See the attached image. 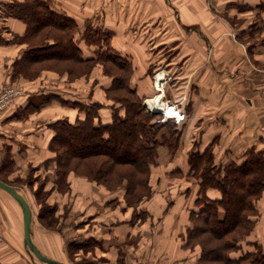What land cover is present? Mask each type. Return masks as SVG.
I'll return each mask as SVG.
<instances>
[{
  "label": "crops",
  "instance_id": "0c3cea01",
  "mask_svg": "<svg viewBox=\"0 0 264 264\" xmlns=\"http://www.w3.org/2000/svg\"><path fill=\"white\" fill-rule=\"evenodd\" d=\"M9 1L0 0V89L15 77L29 89L0 114V165L27 167L50 156L55 134L49 123L60 116L73 122L78 118L79 109L66 102L83 101L72 98L68 86L40 87L17 78L16 64L24 54L18 37L27 25L2 11L1 3ZM48 1L80 29L93 23L112 33L113 49L132 60L131 85L142 97L154 93L152 71L160 67L171 72L174 77L164 90L171 102L187 105L181 129L185 141L191 143L198 135L209 142L219 135L224 149L264 150V0ZM82 48L89 56L94 51L87 54ZM104 109L101 119L108 123L113 111ZM261 203L258 207L264 210ZM35 225L32 219L33 242L43 254L63 261L61 236ZM0 264H50L27 246L22 207L1 187Z\"/></svg>",
  "mask_w": 264,
  "mask_h": 264
},
{
  "label": "rangeland",
  "instance_id": "374dc122",
  "mask_svg": "<svg viewBox=\"0 0 264 264\" xmlns=\"http://www.w3.org/2000/svg\"><path fill=\"white\" fill-rule=\"evenodd\" d=\"M1 9L9 16L5 2L1 3ZM23 22L27 25V33L29 24L25 20ZM88 24L94 28H101L93 23H87L82 29L78 25L76 35L81 37L79 44L81 47H86L87 54H90L96 45L87 43L81 36ZM43 35L44 33L31 38L34 42L33 46L25 37L24 41L18 38V41L24 43V54L28 50H38L37 45L45 40L42 39ZM107 65L111 66V63H89L86 70L81 73L82 66L72 61L66 63L27 60L23 72H17V78L22 76L25 83H37L40 87L48 86L47 84L55 89L63 85L68 86L72 98H78L85 103H101V113L103 108L105 112L109 111V107L113 111L114 101L116 106L121 104L117 96H114L116 100L112 101L105 88L110 82L111 85L114 82V77L106 73ZM162 71L159 67L151 72L150 77L154 86L152 95L142 97L138 91L143 106L153 115V122L156 123H158L157 116L164 111L154 113L153 108L150 109L145 105L146 100L160 94L162 106L166 102L174 103L167 98L165 90L161 93L155 89V76ZM167 74L171 81L174 76L171 72ZM15 79L6 84L13 85L21 89L22 94H26L29 88ZM44 90L47 91V88ZM49 91L51 90L47 92ZM35 92L33 94H36ZM19 96L0 114L13 107ZM105 97L107 101L104 103ZM183 100H187V97ZM181 101L177 103L185 116L187 105ZM61 119L68 118L60 116L49 123V127L54 130L53 123ZM186 119L187 116L176 122L175 119L170 118L164 123H158L162 124L158 134L162 144L157 149L156 163L151 164L146 174L140 170L144 177L134 179L136 185L129 193L127 189L131 186V182L122 179L118 183V179H121V171L117 170L113 174L106 175L110 178V185L100 183L87 175L95 171L92 167L76 169L59 166L65 157L58 158L56 152L51 150L50 144V156L38 164L32 163L30 166L20 167L2 163L0 178L10 182L26 197L31 205L32 219L36 227L41 223L47 230L61 236L66 246V256L63 257L66 264H203L201 258L204 251L201 242L207 240L208 233L201 231L194 235L196 240L189 239L190 229L195 222L194 213L200 211L203 206L200 200L203 194L202 169L197 173L191 168L190 154L193 151L205 152L208 147L212 149L213 161L216 168L221 170L220 173L217 169L214 172L217 178L222 179L226 172L225 166L231 163L241 164L252 148L242 152L224 149L222 136L219 135L211 137L209 142L204 141L201 136L194 135L192 142L189 143L185 141L187 137H181L182 125ZM17 130L18 128L15 131ZM122 171L124 174L130 173V169ZM97 174L101 175L100 172ZM235 176L233 178L237 181L241 173ZM250 176L254 175H248V178ZM208 195L210 198H220L221 191L217 187L210 186ZM261 202L264 204V191L258 193L255 200L257 215L254 217L256 220L254 228L239 241L245 250H255L253 243L256 242L264 247V210L258 207L259 204L261 207Z\"/></svg>",
  "mask_w": 264,
  "mask_h": 264
},
{
  "label": "trees",
  "instance_id": "16d2710c",
  "mask_svg": "<svg viewBox=\"0 0 264 264\" xmlns=\"http://www.w3.org/2000/svg\"><path fill=\"white\" fill-rule=\"evenodd\" d=\"M5 6L8 13L29 24L28 32L18 37L19 40L26 38L33 46L31 38L43 33L42 39L47 40L37 45L38 50H28L23 54L21 60L17 61V72H23L27 60L72 61L82 66L81 73L89 63H111V66L107 65L106 73L114 77V82L107 91L112 101L117 96L121 103L116 106L114 101L112 120L103 122L99 102L68 101L66 103L79 109L78 118L74 122L61 119L53 123L55 135L50 148L58 158L65 157L59 166L76 169L92 167L96 173L93 171L87 175L100 183L109 184L110 178L106 175L121 171L118 183L122 179L131 182L127 189L129 193L136 185L134 179H142L143 173L149 172L151 164L156 163L157 149L162 144L158 139L162 124L153 122L154 117L143 106L138 90L131 86V60L113 49L110 31L94 28L91 24L86 26L81 36L96 47L92 55H86L79 44L80 36L76 35L78 23L55 11L48 0H14L5 2ZM213 159V150L209 147L205 152L193 151L190 154L191 168L197 173L202 169L203 194L200 200L203 206L194 213L195 222L190 229L189 239L196 240L194 235L201 231L208 233L207 240L201 242L203 264H264L262 244L253 243L255 250H245L239 242L240 238L251 233L256 223L255 200L258 193L264 191V151L250 149L248 157L241 164L225 166L222 179L217 178L214 172L215 169L219 173L221 170L216 168ZM123 169H130V173L124 174ZM99 172L101 175L97 174ZM239 173V179L234 180L233 176ZM248 175L254 176L248 178ZM210 186L220 189V198H210Z\"/></svg>",
  "mask_w": 264,
  "mask_h": 264
},
{
  "label": "built area",
  "instance_id": "2783aa9c",
  "mask_svg": "<svg viewBox=\"0 0 264 264\" xmlns=\"http://www.w3.org/2000/svg\"><path fill=\"white\" fill-rule=\"evenodd\" d=\"M159 74H162V78L159 77ZM155 77H156V81H155L156 88L155 89L163 93V90L165 89L164 84L170 80V77L168 76L167 73L164 74L163 71L156 74ZM21 94H22L21 89H18L17 87L10 85V84H5L0 90V112L6 109L10 104H13L15 98ZM159 95L160 94H158L157 96ZM147 100L145 102V105H147L150 109L156 106L155 104L151 106L150 103H147ZM160 108H162L164 112L161 115L157 116L156 121L158 123H164L170 118L175 119L176 122H180L185 117L184 113L179 108V103L177 102L176 103L166 102L165 105L163 106L161 105Z\"/></svg>",
  "mask_w": 264,
  "mask_h": 264
},
{
  "label": "water",
  "instance_id": "95a60500",
  "mask_svg": "<svg viewBox=\"0 0 264 264\" xmlns=\"http://www.w3.org/2000/svg\"><path fill=\"white\" fill-rule=\"evenodd\" d=\"M154 113H162L163 109L159 107L153 108ZM0 187L1 189L7 190L21 205L24 215V223H25V242L30 250L42 261L48 262L50 264H66L63 261L57 260L55 258H51L41 252V250L37 247V245L32 240V210L28 200L25 196L20 193L15 187L2 179H0Z\"/></svg>",
  "mask_w": 264,
  "mask_h": 264
},
{
  "label": "bare ground",
  "instance_id": "6f19581e",
  "mask_svg": "<svg viewBox=\"0 0 264 264\" xmlns=\"http://www.w3.org/2000/svg\"><path fill=\"white\" fill-rule=\"evenodd\" d=\"M159 77H161L162 78V74H159ZM147 103H150L151 104V106H153L154 104L156 105L155 107H158V106H160L161 107V104L163 103L162 102V96L161 95H159V96H156L154 99H148L147 100ZM159 107V108H160Z\"/></svg>",
  "mask_w": 264,
  "mask_h": 264
}]
</instances>
